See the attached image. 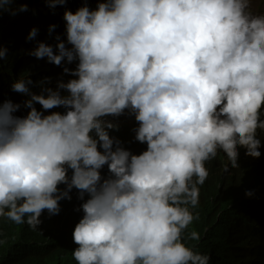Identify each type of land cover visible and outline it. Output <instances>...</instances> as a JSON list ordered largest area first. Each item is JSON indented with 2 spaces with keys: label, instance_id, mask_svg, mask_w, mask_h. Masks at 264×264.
I'll return each instance as SVG.
<instances>
[{
  "label": "clouds",
  "instance_id": "obj_1",
  "mask_svg": "<svg viewBox=\"0 0 264 264\" xmlns=\"http://www.w3.org/2000/svg\"><path fill=\"white\" fill-rule=\"evenodd\" d=\"M0 222L19 263L264 264V0H0Z\"/></svg>",
  "mask_w": 264,
  "mask_h": 264
},
{
  "label": "trees",
  "instance_id": "obj_2",
  "mask_svg": "<svg viewBox=\"0 0 264 264\" xmlns=\"http://www.w3.org/2000/svg\"><path fill=\"white\" fill-rule=\"evenodd\" d=\"M210 177L217 178V176L211 173ZM212 184V181L206 182L201 191V202L200 204L194 207L193 215L198 217L193 220V222L189 225L188 229L183 234V241L190 247H193L196 251L211 256V242L210 238L212 234L217 233L224 229L220 226L222 222L221 219H224L226 215H231L232 211L229 210V204L231 202L230 195L228 193H220V191H216V187L211 185L207 187V185ZM199 187V186H198ZM207 187V188H206ZM220 213L221 216L219 219H215L217 214ZM246 225L249 230L255 224V221L252 219H246ZM9 224L6 222H0V235H2L6 229H8ZM192 231H195L199 234L200 239L198 241H194L189 239V235ZM4 239L5 237L0 238V250H8L7 247H4ZM216 243L220 244L219 240ZM222 244V243H221ZM223 246V244H222ZM239 247L242 250V245L239 243ZM225 248L227 250H232L229 243H226ZM65 252H61L62 262L64 260ZM66 259L64 264H75L72 261L69 253L66 254ZM242 255H235V259H229L227 256H223V262H209V264H254V259L248 258L246 260L241 259ZM0 264H43L41 261L35 260L31 263L29 260L24 261L23 263H19L11 256L0 257Z\"/></svg>",
  "mask_w": 264,
  "mask_h": 264
}]
</instances>
